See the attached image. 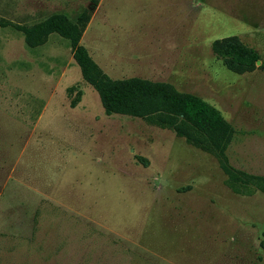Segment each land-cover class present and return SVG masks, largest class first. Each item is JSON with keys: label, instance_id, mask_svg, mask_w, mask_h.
Instances as JSON below:
<instances>
[{"label": "rangeland", "instance_id": "374dc122", "mask_svg": "<svg viewBox=\"0 0 264 264\" xmlns=\"http://www.w3.org/2000/svg\"><path fill=\"white\" fill-rule=\"evenodd\" d=\"M83 11L106 76L199 96L233 129L226 163L264 177V0H0V264H264L263 192L172 128L105 114L68 39L30 47L14 27ZM228 35L253 71L214 55Z\"/></svg>", "mask_w": 264, "mask_h": 264}, {"label": "trees", "instance_id": "16d2710c", "mask_svg": "<svg viewBox=\"0 0 264 264\" xmlns=\"http://www.w3.org/2000/svg\"><path fill=\"white\" fill-rule=\"evenodd\" d=\"M88 19L87 11H83L75 21L63 14H51L30 25L17 24L14 27L22 32L30 47L43 44L51 33L68 39L72 57L83 79L97 92L105 114L147 118L162 127L172 128L189 143L215 154L227 174L229 185L236 191L251 193L255 189L264 193V177L244 173L226 163L225 150L233 129L213 105L195 94L178 91L167 82L137 76L121 79L106 76L85 47L79 44ZM6 25L0 19V26ZM211 50L228 70L237 74L253 71L260 57L253 47L236 35L214 39ZM249 184L253 185L252 189Z\"/></svg>", "mask_w": 264, "mask_h": 264}, {"label": "water", "instance_id": "95a60500", "mask_svg": "<svg viewBox=\"0 0 264 264\" xmlns=\"http://www.w3.org/2000/svg\"><path fill=\"white\" fill-rule=\"evenodd\" d=\"M258 63H259V61L257 60V61H256V64H258Z\"/></svg>", "mask_w": 264, "mask_h": 264}]
</instances>
